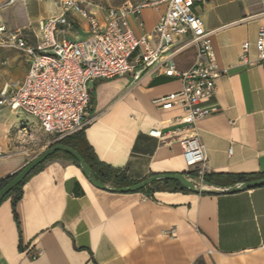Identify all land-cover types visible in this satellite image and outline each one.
I'll return each instance as SVG.
<instances>
[{
    "label": "crops",
    "instance_id": "1",
    "mask_svg": "<svg viewBox=\"0 0 264 264\" xmlns=\"http://www.w3.org/2000/svg\"><path fill=\"white\" fill-rule=\"evenodd\" d=\"M83 1L101 27L108 9L141 6L125 20L135 37L149 36L155 46L153 31L167 0ZM9 7H14L12 15L2 14L1 21L21 30L30 45L41 40L39 21L61 12L49 0H15L3 10ZM194 12L211 32L222 71L214 95L202 103L207 114L194 129L183 124L180 106L164 110L155 102L181 88L178 78L164 74L166 63L187 71L195 62L196 46L187 34L138 82L126 75L90 83L84 129L57 142L42 132L40 151L75 145L122 173L132 183L128 186L164 174H186L211 190L240 183L239 176H246L244 181L264 178V64L257 62L254 48L258 31L264 30V0H202ZM66 19L71 26L60 38L91 36L86 18L69 10ZM245 42L250 65L240 60ZM19 54L0 50V90L24 78L28 63L20 54L22 65ZM21 125L18 113L0 112V180L32 160L20 142L25 137ZM153 130L161 137L150 136ZM190 133L205 148L204 167L184 162L179 138ZM65 154L55 152L23 185L15 206L19 226L11 198L0 203V264H264V186L193 193L172 191L171 184L157 181L148 189L116 193L93 186Z\"/></svg>",
    "mask_w": 264,
    "mask_h": 264
},
{
    "label": "built area",
    "instance_id": "2",
    "mask_svg": "<svg viewBox=\"0 0 264 264\" xmlns=\"http://www.w3.org/2000/svg\"><path fill=\"white\" fill-rule=\"evenodd\" d=\"M60 8V14L38 23L41 40L30 45L21 30L8 28L0 18V48L18 51L28 63L24 78L0 90V112L9 109L33 120L53 142L73 136L86 126L90 108L89 84L99 79H113L130 75L138 82L145 73L158 65L165 53L179 38L190 34L196 46L193 66L187 71H176L168 61L164 74L176 77L181 88L155 100L164 110L180 106L184 115L181 120L189 129L206 116L202 103L212 97L220 71L216 64L211 32L204 29L201 18L194 12L202 0H167L164 15L154 28L155 46L149 36L135 37L125 17L139 13L140 7L108 9L106 25L90 17L84 9L83 0H49ZM15 0H7L4 6ZM73 10L89 21L91 36L83 41L60 38L70 23L66 13ZM248 42L242 44L240 60L246 65ZM257 62L264 64V30L260 29L254 42ZM134 55V62L131 61ZM25 121L20 132L29 135ZM150 136L161 137L160 131H151ZM183 158L187 167H204L207 156L196 134L181 136ZM231 153V149H229ZM202 175V172H199Z\"/></svg>",
    "mask_w": 264,
    "mask_h": 264
},
{
    "label": "water",
    "instance_id": "3",
    "mask_svg": "<svg viewBox=\"0 0 264 264\" xmlns=\"http://www.w3.org/2000/svg\"><path fill=\"white\" fill-rule=\"evenodd\" d=\"M57 151H61V152L71 155L77 161L79 168L81 169L85 178L93 186L99 189L109 190V191L116 192V193L137 192L151 185L154 182L167 181V180L176 181L181 186V188L186 189L193 193H232L235 191L250 190V189L264 186V178H262V179H257V180L243 181L229 188L211 190V189H206L204 187H201L194 181V179L187 176L186 174H164V175H155V176L148 177L131 186H127L123 188H111L95 178L88 164L84 161L82 156L78 154L74 149L61 145V144H56L51 147H48L43 152H41L38 156L32 159L0 190V201L13 188H15L19 183H21L32 172V170L36 166H38L40 163L45 161L50 155H52L53 153Z\"/></svg>",
    "mask_w": 264,
    "mask_h": 264
},
{
    "label": "trees",
    "instance_id": "4",
    "mask_svg": "<svg viewBox=\"0 0 264 264\" xmlns=\"http://www.w3.org/2000/svg\"><path fill=\"white\" fill-rule=\"evenodd\" d=\"M69 147H71L72 149H74L78 154H80L82 156V158L84 159V161L88 164V166L90 167V169L92 170L95 178L97 180H99L100 182H102L103 184L106 183H111L114 187H124V186H128L130 184H132L130 181H128L126 179V177L122 174V173H118L117 170L112 169L110 166L105 165L101 162H99L98 160L94 159V157L92 155H90L89 153L85 152L84 150H82L80 147H77L75 145H69ZM55 153H53L52 155H50L47 159H49L50 157H52ZM66 157L68 159H70L78 168L79 165L77 163V161L69 154H65ZM46 159V160H47ZM45 160V161H46ZM43 161L42 163H40L38 166H36L32 172L21 182L19 183L15 188H13L1 201L3 202L4 200L11 198V202H12V210H13V215H14V219L17 223V226H19L18 223V218L15 212V206L16 203L20 200L21 195H22V187L25 184V182L35 173H37L40 168L42 167L43 163L45 162ZM19 172V171H18ZM14 173L4 179L0 180V190L18 173ZM247 177L246 176H239L238 180L239 182L246 180ZM207 182V181H206ZM208 183V182H207ZM162 184H164L166 187H168L169 184H171V187L169 186L168 188H170L172 191H182V192H189L186 189L181 188V186L176 182V181H165ZM153 187V186H152ZM145 189H148V187H146ZM143 190V189H142Z\"/></svg>",
    "mask_w": 264,
    "mask_h": 264
},
{
    "label": "rangeland",
    "instance_id": "5",
    "mask_svg": "<svg viewBox=\"0 0 264 264\" xmlns=\"http://www.w3.org/2000/svg\"><path fill=\"white\" fill-rule=\"evenodd\" d=\"M6 1L7 0H0V16L2 17V19H3L2 14L4 16H11L12 11L14 9V7H9L4 11L3 9H4V5H5ZM32 6H36L35 2L32 3ZM9 23H12L14 25L15 21L13 19H10ZM2 49L3 48H0V50H2ZM6 59H7V57H6ZM18 61H21L22 65H24V59H23V57H21V55L19 56ZM18 119L20 120L21 124H23L25 121H28L27 127L29 129V135L25 136V137H21L20 142L22 143V146L27 150V155H28L29 159H34L36 156H38L41 153V151H40L41 150V147H40L41 144L40 143L43 140V138H40V137H41V135H43L42 131L38 130L37 126L35 125L34 122H32V120H30V119L27 120L20 113H18ZM32 134L34 136H31ZM31 137H33V138H31ZM35 137H37V138H35Z\"/></svg>",
    "mask_w": 264,
    "mask_h": 264
}]
</instances>
